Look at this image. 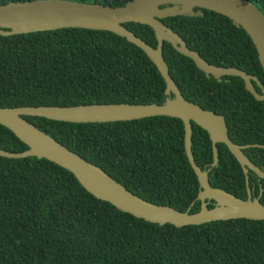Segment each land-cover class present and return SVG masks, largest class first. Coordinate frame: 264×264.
I'll use <instances>...</instances> for the list:
<instances>
[{"label":"trees","instance_id":"1","mask_svg":"<svg viewBox=\"0 0 264 264\" xmlns=\"http://www.w3.org/2000/svg\"><path fill=\"white\" fill-rule=\"evenodd\" d=\"M22 1L27 0H0V5ZM68 1L115 7L130 0ZM247 1L264 17V0ZM193 12L199 15L160 22L204 61L221 65L218 44L229 33L223 26L234 25L213 12ZM123 27L155 47L147 26ZM235 30L242 43L248 42L240 28ZM162 57L185 100L203 108L222 102L220 83L206 78L190 59L167 43H162ZM257 77L264 79L260 71ZM163 90L161 77L143 52L107 31L66 28L0 36V108L161 104ZM22 118L142 200L178 212L198 210V185L184 155L178 119L65 123ZM26 149L0 126V150ZM221 149L218 157L228 154ZM190 150L211 187L245 198L236 161L218 158L211 167L209 147L191 145ZM261 186L259 200L264 204V181ZM0 264H264V221L159 226L95 199L69 172L45 159L0 157Z\"/></svg>","mask_w":264,"mask_h":264},{"label":"water","instance_id":"2","mask_svg":"<svg viewBox=\"0 0 264 264\" xmlns=\"http://www.w3.org/2000/svg\"><path fill=\"white\" fill-rule=\"evenodd\" d=\"M175 4V5H174ZM193 9H201L227 18L231 24L241 28L253 44L264 74V17L247 0H130L124 5L109 7L68 0H27L8 2L0 5V36L54 31L66 28L107 31L132 44L153 64L164 83L165 100L161 104H91L76 106H36L0 108V126L10 131L27 149L22 152L0 150V157L20 159L35 157L45 159L69 172L78 184L92 197L106 202L116 210L134 218L159 226L174 227L200 225L215 221L244 219L264 221V205L258 198L250 199L246 188V199L209 185L205 172L195 165L190 151V123L206 127L207 124L220 126V142L245 174L255 173L264 181L260 172L225 136L223 120L209 111L185 100L168 75V67L162 57V43H167L179 55L192 61L195 68L216 81L220 76L238 77L243 80L245 90L256 100L264 101V94L258 95L249 83V76L242 71L216 67L206 63L195 51L171 29L160 22L174 16L193 17L199 15ZM125 23L145 25L152 31L155 47L145 44ZM254 80V78H252ZM164 116L180 120L182 124L183 151L198 185L196 200L199 209L194 213L178 212L173 208L155 205L133 195L111 179L104 171L83 160L51 137L35 128L22 117H41L65 123H111ZM215 140L212 139L210 166L216 164ZM208 170H206L207 172ZM247 187V179L244 178ZM212 201L213 206L207 208Z\"/></svg>","mask_w":264,"mask_h":264},{"label":"flooded vegetation","instance_id":"3","mask_svg":"<svg viewBox=\"0 0 264 264\" xmlns=\"http://www.w3.org/2000/svg\"><path fill=\"white\" fill-rule=\"evenodd\" d=\"M238 28L239 27L236 26H223V29L229 33L225 34L224 40L220 41L218 44L220 54L223 57L220 61L221 65L216 67H228L242 71L245 75L250 77L248 80L253 90L258 95H263L264 79H259L257 74L259 71L263 76L264 74L259 64L257 53L248 36L241 28L240 29L245 33L248 42L242 43L240 41L241 35L235 30ZM241 47L244 49L241 50ZM205 77L214 79L209 75ZM252 78H254V80ZM216 82L220 83L219 88L217 89V95L223 99L221 100L222 102H219L217 105L213 102V104L207 105L206 108L196 105L202 110L211 112L215 116H220L223 120L226 138L232 144L240 147L242 155H244L245 158L260 172L264 173V101H256L245 90L243 80L238 77L220 76L219 80ZM220 128L221 127L216 124H207V126L203 128L194 122H191L190 147L191 145L203 148L209 147V157L212 161L211 145L213 139L215 140L216 162L218 158L221 160L233 159L235 161L225 145L220 142ZM222 146L228 154H221L220 157H218V151L222 152ZM202 159H206V157H202ZM240 172L243 175V178L246 177L247 179V187L244 184L245 198L241 200L246 199V188H248L250 199L258 198L259 203L262 204L259 200L262 195V180H258L255 173L251 170H247L244 174L240 168ZM226 174L230 175L231 173ZM255 187L257 188V193L254 196ZM212 206L213 202L210 201L207 204V208H211Z\"/></svg>","mask_w":264,"mask_h":264},{"label":"rangeland","instance_id":"4","mask_svg":"<svg viewBox=\"0 0 264 264\" xmlns=\"http://www.w3.org/2000/svg\"><path fill=\"white\" fill-rule=\"evenodd\" d=\"M175 5V4H174Z\"/></svg>","mask_w":264,"mask_h":264}]
</instances>
